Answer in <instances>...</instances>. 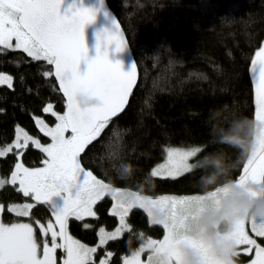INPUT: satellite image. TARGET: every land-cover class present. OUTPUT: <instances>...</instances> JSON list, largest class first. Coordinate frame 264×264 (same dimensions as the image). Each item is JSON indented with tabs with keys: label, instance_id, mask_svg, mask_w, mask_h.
Segmentation results:
<instances>
[{
	"label": "trees",
	"instance_id": "trees-1",
	"mask_svg": "<svg viewBox=\"0 0 264 264\" xmlns=\"http://www.w3.org/2000/svg\"><path fill=\"white\" fill-rule=\"evenodd\" d=\"M107 1L126 31L140 78L124 112L110 119L80 154L82 165L114 186L152 195L194 194L203 193L198 180L209 163L205 154L223 151L236 163L232 176L238 178L249 155L241 156L235 149L214 143L213 130L223 134V129L240 117L255 121L251 61L264 40V0ZM52 70L47 61L34 60L22 49L0 50V71L13 75L11 87L0 84V145L13 139L17 124L49 140L34 116L44 114L53 123L56 116L43 111L46 104L52 102L59 112L66 109L56 79L44 75ZM233 131L251 133L252 128L238 125ZM171 145H197L202 151L191 172L175 178L153 176L152 167ZM45 157L33 145L23 154L28 166L41 165ZM0 159L2 174L8 175L17 157L9 153ZM128 166L134 172L125 179ZM0 200L5 222L52 218L50 208L40 203L28 217L11 212L9 202L31 200L15 185L0 189ZM110 206L111 199L105 197L96 203L95 216L71 217L70 232L95 244L99 227L118 224ZM127 220L128 227L117 239L96 249L95 264L108 252L112 253L109 264H123L124 256L147 238L165 233L164 227L150 221L138 206L129 211Z\"/></svg>",
	"mask_w": 264,
	"mask_h": 264
},
{
	"label": "snow or ice",
	"instance_id": "snow-or-ice-1",
	"mask_svg": "<svg viewBox=\"0 0 264 264\" xmlns=\"http://www.w3.org/2000/svg\"><path fill=\"white\" fill-rule=\"evenodd\" d=\"M63 3L64 0H0V50L22 49L32 59L45 60L53 65L54 73L47 72L44 75H54L57 78L67 106L63 115H57L59 123L55 127H48L36 118L40 131L50 137L52 143L41 146L39 140L17 126L13 143L0 147V157L12 153L18 161L30 143L46 154L43 168L29 169L17 162L10 179L0 178V189L6 185L18 184V190L25 197L47 205L53 217L46 223L34 221L40 232V243L34 235L32 223L8 225L0 222V264H57V249H62L65 254L61 264H95L92 254L96 252V248H89L74 240L66 225L69 217L83 219L85 215L95 216L92 206L104 194L111 195L116 201L112 214L119 217L120 227L108 233L101 228L100 233L103 235L97 247L108 240L117 239L126 230V216L133 206L146 208L151 215L149 204L160 205L170 210L169 221L162 223L167 235L162 241L148 239L131 257L124 258V264H141L140 252L146 248L152 253L148 257L149 264H154V254L159 253L167 255V264H172L173 260L179 264L180 256L174 247L176 238L187 221L194 218L184 210L193 202L203 199V196L179 199L161 197L153 200L134 193L122 200L119 189H111L110 185L81 167L80 154L105 129L109 120L123 111L136 79V64H133L130 71H124L120 62H112L106 52H100L88 61L87 71L81 73L80 63L87 59L88 53L84 28L95 20L96 14L88 7L62 14ZM116 28L115 32H107L100 39L109 45L115 43L117 50L123 51L126 41L120 34L118 22ZM257 66H260L261 73L255 84L257 143L247 157L239 179L241 182L264 183V46L255 52L251 61L253 72L257 70ZM11 80L12 77L0 74V84L11 87ZM81 96L98 98L100 103L83 107L79 100ZM51 109L52 105H48L43 111L49 112ZM201 151L199 147L169 148L166 162L153 169L152 175L158 176L164 170L168 176L175 178L191 172L194 163H190V160ZM133 198H138L140 203L136 205V199ZM33 207V204H24L9 210L18 216L28 217ZM3 208L0 205V211ZM247 222L249 221L239 224L235 236L240 245L244 246V254H254L251 264H264V247L250 238L245 229ZM250 223L251 231L264 237V221L250 220ZM183 238L194 243L186 235ZM111 255L112 253H107L108 257ZM99 264H108V260L101 259ZM210 264L216 262L213 260Z\"/></svg>",
	"mask_w": 264,
	"mask_h": 264
},
{
	"label": "clouds",
	"instance_id": "clouds-1",
	"mask_svg": "<svg viewBox=\"0 0 264 264\" xmlns=\"http://www.w3.org/2000/svg\"><path fill=\"white\" fill-rule=\"evenodd\" d=\"M79 100L83 107L100 103L95 97L81 96ZM238 125H251L252 132L233 131ZM256 127V121L240 117L223 129V134L214 129L213 142L235 149L241 156L250 155L256 146L253 139ZM204 159L209 163L203 166L198 180L204 198L184 210L194 218L187 221L176 238L180 241L176 249L180 264H210L213 260L216 264H240L241 245L235 233L242 221H264V183L241 182L233 177L236 163L229 159L226 152H208ZM133 172L128 166L124 178H131ZM226 176L230 178L224 179ZM151 216L154 224H162L169 221L170 211L167 207L154 205ZM184 233L193 237L194 243L182 240ZM154 264H167V255L154 254Z\"/></svg>",
	"mask_w": 264,
	"mask_h": 264
},
{
	"label": "rangeland",
	"instance_id": "rangeland-1",
	"mask_svg": "<svg viewBox=\"0 0 264 264\" xmlns=\"http://www.w3.org/2000/svg\"><path fill=\"white\" fill-rule=\"evenodd\" d=\"M14 44H15V41L13 40V45H14ZM261 46H264V40L262 41V44L256 48L255 52H256ZM254 54H255V53H254ZM253 58H254V56H253ZM0 74H3V75L6 76V77H7V76L12 77L11 85L13 84V75H12L11 73H9V72H5V71H0ZM260 74H261V73H260V66H257V70H256L255 72H253L252 69H251V75H252L253 84H254V95H255V84H256V83L258 82V80L260 79ZM48 105H52V109H51L49 112H51V113H56V115H55V116H56V121H55V122H53V123L49 122V121L46 119V117H45L44 114H37V115L34 116V118H35V121H36V118H39V119L42 120V121H43L48 127H55V125H56L57 123H59V120L57 119V115H63L64 112H59V111H57V110L55 109L54 104H53L52 102H48V103L46 104L45 107H47ZM255 121H256V120H255ZM256 124H257V121H256ZM17 126L23 128L25 131H27V132L29 133V135H31L34 139L39 140L41 146H47L48 144L52 143L50 137H49V140H44L42 136H40V135H36V134H32V133H31V132H30L25 126H23L22 124H17V125H16V128H17ZM38 128H39V127H38ZM39 130H40V129H39ZM257 132H258V128L256 127L255 132H254V137H253L255 143H257V141H256V135H257ZM42 133H43V132H42ZM43 134H44V133H43ZM15 135H16V129H15ZM15 135H14V137H13L12 140H10L9 142H6L5 144L0 145V147H4V146H7V145L12 144L13 141H14V139H15ZM66 135H68V133H66ZM29 145H33V144L30 143ZM33 146H35V145H33ZM35 147H36V146H35ZM193 147H199V146H197V145H191V146H178V145H171V146L167 147L164 157H163L161 160L157 161V162L154 164V166L152 167V170L155 169V168H157L158 165H160V164H164V163L166 162L167 157H168V149H169V148L188 149V148H193ZM40 149H41V148H40ZM0 158H1V157H0ZM46 159H47V156L45 157L44 160H46ZM195 159H196V157H194V158H192V159L190 160V163H194V164L192 165V168H193L194 165H195ZM44 160H43V161H44ZM79 161H80L81 167L84 168L85 171H89V172H91V173H92L97 179L102 180L101 178H99L98 176H96L91 170L85 168V167L82 165L81 160H80V156H79ZM17 162L22 163V164L24 165V167H27V168H29V169H38V168H43V167H44V164H43V163H42L41 165H37V166H28V165H26V164L24 163L23 156L19 158V161H18V159L16 160L15 165H16ZM245 163H246V162H245ZM15 165H14L13 169L11 170V172H10L8 175H3V174H2V171H1V159H0V178L10 179V178H11V173L15 170ZM152 170H151V173H152ZM241 174H242V173H241ZM241 174H240V175H241ZM240 175H239V176H240ZM158 176H162V177H171V176H168L164 170H161V174L158 175ZM178 176H179V175H178ZM239 176H238V178H239ZM102 181H103L105 184L110 185V188H111V189H119V190H120V197H121L122 200L131 197L132 194H134V193H138L140 196H143V197H150V198H152L153 200H156V199L161 198V197H175V198L179 199V198H183V197H194V196H202V195H204V193H194V194L162 193V194L152 195V194L142 193V192H140V191H138V190H134V189L127 188V187L114 186V185H112V184H110V183H108V182H106V181H104V180H102ZM15 186L18 188V184L15 185ZM105 197H109V198L111 199V206H110V209H109V210H110V212L112 213V212H113L114 205L116 204V201H114V200L112 199V196H111V195H108V194H104V195H102L101 199H103V198H105ZM101 199H99V200H101ZM133 199H136V198H133ZM99 200H98V201H99ZM98 201H97V202H98ZM97 202H96V203H97ZM96 203L92 206V210H93L95 213H96ZM135 203H136V205H138V204L140 203V201H139L138 198L136 199V202H135ZM24 204H33V205H35V204H38V203L35 202L33 199H31V200H26V201H13V202H9V204H8V209H10V208H14V207H18V206H21V205H24ZM0 205H3V206H4V204H3V202H2L1 200H0ZM153 206H154V205L149 204V211H150V212H151V209H152ZM133 207H135V206H133ZM133 207H132V208H133ZM132 208H131V209H132ZM131 209H130V210H131ZM143 209L147 212L150 221L153 222V220H152V216L149 215L148 210H147L146 208H143ZM3 210H4V208H3ZM130 210H129V211H130ZM30 211H31V209H30ZM169 211H170V210H169ZM11 212L15 213L14 211H11ZM128 213H129V212H128ZM15 214H16V213H15ZM116 216H117V215H116ZM127 216H128V214H127ZM127 216H126V228L128 227ZM84 217H88V215H85ZM70 218H71V217H69V219H68V221H67V225H66V228H67V231H68L69 235H70L74 240L79 241L81 244L86 245V246L89 247V248H96V249L98 248L97 246L100 244V237H101V235H103L102 233H100V229H101V228H103V229L105 230V233H108V232H113V231H115L116 228L120 227V222H119V221H118L117 226L114 227V228H107L106 226L102 225V226L99 227V229H98V241H97L95 244H92V243H88V242H85V241L79 239L78 237L74 236V235L70 232V229H69V220H70ZM117 218H118V220H119V217H118V216H117ZM51 219H53V217H52ZM35 220H39L41 223H46V222L48 221V220H47V221H43V220H40V219H35ZM35 220H33V221H29V220H25V219H20V220H15V221H12V222H5V221H4V218H3V211H0V222H3L4 224H8V225H10V224H14V223H32V224H33V228H34V230H35V231H34V235H35V237H36V239H37V242L40 243V242H41L40 232H39L38 226L34 223ZM49 220H50V219H49ZM161 225L163 226V224H161ZM163 227H164V226H163ZM245 229H246V231L248 232V235L250 236V238L256 240V243L259 244L261 247H264V237H259V236H257L255 233H253V232L251 231V223H250V221L246 223V225H245ZM164 230H165V233H164V235H163L162 237H159V238H156V237H149V238H147V240H146L143 244H146L147 241H148V239H151V240H154V241H162V240L165 238V236L167 235V230H166L165 228H164ZM123 232H124V231H123ZM185 235H186L187 237H189L191 240H194V238L191 237V236H189L187 233H184V234L182 235V237H181L182 240H186V239L183 238V236H185ZM119 236H120V235H119ZM57 242L60 243L59 240H58ZM49 243H50V242H49ZM179 243H180V241H178V240L176 239V243H175V245H174L175 249H177V245H178ZM103 245H104V244H103ZM140 247H141V246H140ZM140 247H139L137 250L133 251L132 253L127 254L126 256H124V258H125V257H131L132 254H133L134 252H137V251L140 249ZM243 247H244V246H241V248H240V251H241V255H240V264H251L252 259L255 258V257H254V254H244V252H243ZM108 253H110V252H108ZM151 254H152L151 251L148 250L147 248H146L143 252H140V256H139V258H140L141 264H149V262H148V257H149ZM94 256H95V253L92 254V258H93V259H94ZM64 257H65V254H64V252L62 251V249H57V251H56V260H57V264H61V261H62V259H63ZM109 258H110V257H108V256L106 255V256L102 257L101 259H107V260H108V264H109ZM101 259H100V260H101ZM123 264H124V259H123ZM172 264H177V261L173 260ZM179 264H180V261H179Z\"/></svg>",
	"mask_w": 264,
	"mask_h": 264
},
{
	"label": "water",
	"instance_id": "water-1",
	"mask_svg": "<svg viewBox=\"0 0 264 264\" xmlns=\"http://www.w3.org/2000/svg\"><path fill=\"white\" fill-rule=\"evenodd\" d=\"M80 7H88L92 8L95 11L96 18L93 22L89 23L84 28L85 34V42L88 48L87 59L82 60L79 66V70L81 73L87 71L88 61L95 58L100 52H106L108 58L112 62H120L122 64V68L124 71H130L132 69L133 64H136V79L134 81L133 88L131 89V94L127 99V103L124 106L123 111L119 112L116 116L112 117L115 118L119 116L130 103V99L132 93L134 92L140 78L139 67L137 61L134 57L130 42L128 40L126 31L119 20L118 16L114 12V10L110 7L107 0H64V3L61 6L62 14H70L71 11H75L77 8ZM116 22H118L120 34L123 39L126 41V48L123 51L117 50V45L107 44L106 41L102 42L100 37L105 35L107 32H115ZM99 45V50H98ZM52 72L54 73V66L52 65ZM54 76V75H53ZM57 81L58 87L59 82L57 78L54 76ZM59 90L61 94L64 96L63 92L61 91L60 87ZM65 100L66 97L64 96ZM67 111V106L65 112ZM64 112V113H65ZM111 118V119H112Z\"/></svg>",
	"mask_w": 264,
	"mask_h": 264
}]
</instances>
